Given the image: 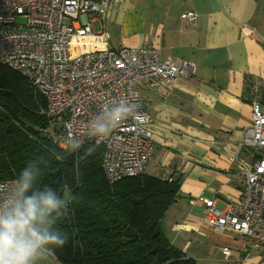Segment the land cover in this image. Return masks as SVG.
<instances>
[{"label":"crops","instance_id":"crops-1","mask_svg":"<svg viewBox=\"0 0 264 264\" xmlns=\"http://www.w3.org/2000/svg\"><path fill=\"white\" fill-rule=\"evenodd\" d=\"M186 11L197 14L194 24L180 18ZM105 31L113 48L155 47L161 59L195 64L193 75L142 88L154 144L144 173L179 183L161 219L170 243L217 264L203 252L228 233L202 220V199H214L221 210L240 200L243 164L255 159L240 141L251 123L255 84L264 104V0H110ZM229 247L236 260L251 254Z\"/></svg>","mask_w":264,"mask_h":264},{"label":"built area","instance_id":"built-area-1","mask_svg":"<svg viewBox=\"0 0 264 264\" xmlns=\"http://www.w3.org/2000/svg\"><path fill=\"white\" fill-rule=\"evenodd\" d=\"M109 4L110 0H0V63L27 78L44 96L42 112L56 123L51 136L62 148L69 149L67 125L84 143L102 147L104 175L115 182L144 173L154 151L142 88L193 75L195 64L161 59L155 47H111L105 31ZM196 17L194 11L180 14L190 24ZM257 85L250 97L251 123L240 141L255 154L250 164H243L241 199L222 210L214 199H202V220L208 227L248 237L254 241L251 247L258 248L256 254L247 252L236 260L224 245L223 264H264V104L255 94ZM122 99L137 105L139 122L129 118L103 141L88 136L87 122L105 104ZM0 184L12 186L7 181Z\"/></svg>","mask_w":264,"mask_h":264},{"label":"trees","instance_id":"trees-1","mask_svg":"<svg viewBox=\"0 0 264 264\" xmlns=\"http://www.w3.org/2000/svg\"><path fill=\"white\" fill-rule=\"evenodd\" d=\"M44 96L0 63V181L14 185L27 162L46 161L40 184L75 196L58 222L67 243L51 254L61 264H199L175 247L161 219L178 197V181L146 173L110 182L103 149L86 142L75 152L48 132ZM59 157V158H57Z\"/></svg>","mask_w":264,"mask_h":264},{"label":"clouds","instance_id":"clouds-1","mask_svg":"<svg viewBox=\"0 0 264 264\" xmlns=\"http://www.w3.org/2000/svg\"><path fill=\"white\" fill-rule=\"evenodd\" d=\"M129 118L139 122L136 104L124 99L105 104L87 122L85 131L103 141ZM66 132L68 148L73 152L80 149L82 136L72 125L66 126ZM46 163L42 158L30 160L14 185L0 184V264H41L54 247L67 243L58 222L66 216L75 196L63 189L41 186Z\"/></svg>","mask_w":264,"mask_h":264},{"label":"rangeland","instance_id":"rangeland-1","mask_svg":"<svg viewBox=\"0 0 264 264\" xmlns=\"http://www.w3.org/2000/svg\"><path fill=\"white\" fill-rule=\"evenodd\" d=\"M95 28H97V26L95 25ZM55 122L51 123V125L48 127V132L52 133L51 127L52 125L55 126ZM58 124V123H57ZM220 237H218L217 241L218 242H213L210 244V246H208L204 252L203 255H206V257L210 260V261H214L215 263L219 264V261L222 260L223 255L221 253V249L220 247L227 245V246H231L232 250L235 252L236 248H243L242 250H249L251 252V254L255 253L257 251V248H252L251 249V245L254 244V241L251 240L248 237L245 236H240L238 234H236L235 236L233 234H226V235H219ZM240 250V249H239ZM233 252V254H234ZM199 264H204L205 262H200L198 261ZM41 264H61L59 263L56 258L50 254L44 261L41 262Z\"/></svg>","mask_w":264,"mask_h":264}]
</instances>
